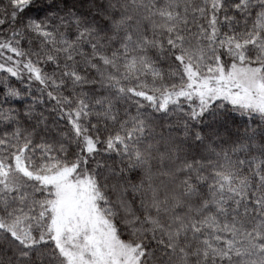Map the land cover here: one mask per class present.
Returning <instances> with one entry per match:
<instances>
[{
	"label": "snow or ice",
	"instance_id": "obj_1",
	"mask_svg": "<svg viewBox=\"0 0 264 264\" xmlns=\"http://www.w3.org/2000/svg\"><path fill=\"white\" fill-rule=\"evenodd\" d=\"M0 264H264V0H0Z\"/></svg>",
	"mask_w": 264,
	"mask_h": 264
}]
</instances>
